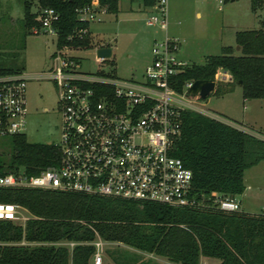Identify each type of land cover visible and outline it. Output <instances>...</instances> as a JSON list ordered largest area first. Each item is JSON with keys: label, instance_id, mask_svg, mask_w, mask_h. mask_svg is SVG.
<instances>
[{"label": "trees", "instance_id": "trees-1", "mask_svg": "<svg viewBox=\"0 0 264 264\" xmlns=\"http://www.w3.org/2000/svg\"><path fill=\"white\" fill-rule=\"evenodd\" d=\"M118 1L101 0L109 12L117 11ZM36 3L59 14L54 24L58 47L91 45L90 31L82 38H67L87 26L77 19L75 9L90 0ZM143 4L151 6L153 0H143ZM252 4H264V0H252ZM32 6L23 1L26 30L38 26ZM235 45L238 49L223 46L219 54L207 55L203 63H189L177 76V90L188 80H214L216 72L222 70L232 80L218 81L213 94L239 85L243 99H264V23L258 29L237 31ZM14 71L18 69L0 63V73ZM9 139V162L19 168L36 173L58 162L53 144L28 141L25 134ZM173 154L191 169L195 195L221 192L233 197L245 189V169L264 160V140L185 109ZM0 202L19 204L29 213L24 226L0 219V264H91L97 238L164 257L174 264H199L201 257L214 258L217 264H264L263 211L175 208L48 189H0ZM106 252L115 264H143L137 263L136 255L118 247Z\"/></svg>", "mask_w": 264, "mask_h": 264}, {"label": "built area", "instance_id": "built-area-1", "mask_svg": "<svg viewBox=\"0 0 264 264\" xmlns=\"http://www.w3.org/2000/svg\"><path fill=\"white\" fill-rule=\"evenodd\" d=\"M167 3L168 0H153L154 13L146 19L148 25H158L165 35L153 40L152 60L141 81L82 71L71 48L57 46V11L36 6L38 26H32L30 31L54 36L56 46L50 55V66L43 71L0 73V189H48L175 208L242 211L238 196L221 192L197 196L193 192L191 169L173 154L181 134V112L193 110L256 138L264 137L197 107L195 101L199 98L186 95L194 80L186 81L182 90H177V76L189 62L177 55L179 39L167 33ZM75 11L77 19L87 26L76 29L68 39L82 38L91 32V24L102 22L109 12L101 0H90ZM105 46L110 45L96 48ZM38 79L51 80L57 92L59 137L48 144L57 148L59 157L56 164L30 173L9 162L8 149L10 137L25 134L26 86L29 80ZM214 80L217 83L232 78L218 70ZM22 209L16 203L0 202V219L21 221L19 224L24 226L29 216L23 215ZM103 243L100 238L93 241L91 264L103 263Z\"/></svg>", "mask_w": 264, "mask_h": 264}, {"label": "rangeland", "instance_id": "rangeland-1", "mask_svg": "<svg viewBox=\"0 0 264 264\" xmlns=\"http://www.w3.org/2000/svg\"><path fill=\"white\" fill-rule=\"evenodd\" d=\"M23 1L0 0V63L3 67L37 73L50 66V55L56 46L55 37L42 32L33 34L24 28ZM25 1L32 3L33 11L36 9V0ZM167 8V33L179 39L177 55L189 63H203L207 55L219 54L223 46L235 48L237 31L258 29L264 23V4L253 6L252 0H222L221 3L219 0H168ZM153 13L150 6L139 9L137 2L130 5L129 0H120L117 11L107 13L102 22L91 24V45L71 49V54L80 62L81 70L143 80L145 68L152 60L153 40L162 39L165 35L158 25L146 23ZM101 44L113 47V55L98 62L95 49ZM26 95L27 140L56 142L60 112L54 83L46 79L29 80ZM195 103L202 110L219 114L264 137V99H243L239 85L220 95L210 93ZM244 185V191L238 195L242 210L249 213L264 211V160L245 169ZM22 214L29 216L26 209H22ZM116 247L136 255L137 263L174 264L164 257L134 252L123 244L111 242L103 243V264H112L106 250ZM216 262L218 260L214 258L204 257L200 264Z\"/></svg>", "mask_w": 264, "mask_h": 264}, {"label": "water", "instance_id": "water-1", "mask_svg": "<svg viewBox=\"0 0 264 264\" xmlns=\"http://www.w3.org/2000/svg\"><path fill=\"white\" fill-rule=\"evenodd\" d=\"M238 49V46L235 47ZM96 57L109 59L113 55V47L105 46L95 49ZM240 83V82H239ZM215 80H194L191 87L187 90L186 95L190 97H198L205 99L215 89Z\"/></svg>", "mask_w": 264, "mask_h": 264}, {"label": "crops", "instance_id": "crops-1", "mask_svg": "<svg viewBox=\"0 0 264 264\" xmlns=\"http://www.w3.org/2000/svg\"><path fill=\"white\" fill-rule=\"evenodd\" d=\"M120 1V0H119ZM119 1H118V3H119ZM133 2H137V6H138V8L139 9H141V8H143L144 9V7H147V6H145L144 4H143V0H129V3H130V5L133 3ZM151 7V6H150ZM108 13H110V12H108ZM197 15H199V13H197ZM242 206V205H241ZM242 208V207H241ZM242 211H244V210H242ZM116 245H122V244H117L116 243ZM128 247V246H127ZM128 248H130V250H132V251H134V252H138L139 253V250H136V249H133V248H131V247H128ZM202 258L203 257H201L200 258V262L202 261ZM112 264H114L113 263V261L111 262ZM218 262H216L215 264H217ZM103 264V263H102ZM200 264V263H199Z\"/></svg>", "mask_w": 264, "mask_h": 264}]
</instances>
